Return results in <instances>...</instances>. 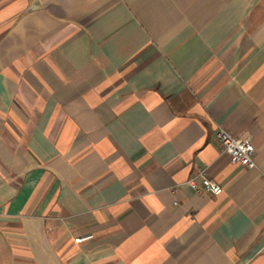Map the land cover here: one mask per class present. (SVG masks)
Segmentation results:
<instances>
[{
  "label": "crops",
  "instance_id": "obj_1",
  "mask_svg": "<svg viewBox=\"0 0 264 264\" xmlns=\"http://www.w3.org/2000/svg\"><path fill=\"white\" fill-rule=\"evenodd\" d=\"M0 231V264H264V0H0Z\"/></svg>",
  "mask_w": 264,
  "mask_h": 264
},
{
  "label": "built area",
  "instance_id": "obj_2",
  "mask_svg": "<svg viewBox=\"0 0 264 264\" xmlns=\"http://www.w3.org/2000/svg\"><path fill=\"white\" fill-rule=\"evenodd\" d=\"M216 136L221 144V151L229 155L231 162L241 163L248 167L255 166V145L252 136H235L224 127L218 129ZM187 182L195 190L205 189L214 194H219L223 190V186L208 176L203 168H200ZM92 236L93 234L75 236L74 240L81 242Z\"/></svg>",
  "mask_w": 264,
  "mask_h": 264
},
{
  "label": "rangeland",
  "instance_id": "obj_3",
  "mask_svg": "<svg viewBox=\"0 0 264 264\" xmlns=\"http://www.w3.org/2000/svg\"><path fill=\"white\" fill-rule=\"evenodd\" d=\"M1 233H2V232L0 231V235H1ZM6 247H7V245H6Z\"/></svg>",
  "mask_w": 264,
  "mask_h": 264
}]
</instances>
